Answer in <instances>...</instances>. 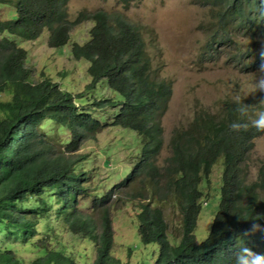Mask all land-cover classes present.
I'll list each match as a JSON object with an SVG mask.
<instances>
[{
	"label": "trees",
	"instance_id": "obj_1",
	"mask_svg": "<svg viewBox=\"0 0 264 264\" xmlns=\"http://www.w3.org/2000/svg\"><path fill=\"white\" fill-rule=\"evenodd\" d=\"M195 1L206 9L202 24L208 20L203 25L207 44L201 55L218 58L217 47H235L230 59L242 64L243 71L250 66L255 69L256 62L246 59L251 48L259 50L264 38V0ZM78 29L84 35L73 40ZM45 31L47 47L62 50L77 66L85 64L90 85L79 98L50 76L32 82L28 51L22 44L35 41ZM148 36L144 26L119 11L84 9L69 19L67 0H0V232L8 241L35 242L38 233L47 239L55 232L51 222L57 218L73 235L82 234L96 244L93 264H117L111 256V195L100 192L99 183L92 187L90 172L82 175L84 155L78 154L81 142L96 136L101 128L92 110L113 107L108 115L112 126L131 131L134 145L140 142L133 164L125 166L126 175L113 186L114 191L140 182L141 189L134 191L133 198L150 195L141 205L134 237L143 248L155 246L157 251L140 264H234L235 253L243 245L264 253V233L243 235L257 214H264V165L255 181L246 172L249 143L263 133L230 130L237 114L233 96L227 94L216 110L195 112L191 122L172 136L170 156L158 164L156 156L164 144L160 118L173 89L172 82L152 68L147 48H155L156 43L152 36L148 44ZM243 44L248 51L242 49ZM89 90L97 91L93 103L86 96ZM77 103L92 104V110H83ZM65 131L70 138L65 139ZM221 159L218 212L208 236L198 241L195 229L203 188H210L212 169ZM109 161L106 158L104 163ZM167 195L174 196L182 217L177 243L170 239L167 221L155 206ZM86 198H92L93 209L100 214V237L75 210L89 205ZM19 260L13 251L0 253V264H20ZM31 264L77 263L64 250L50 249Z\"/></svg>",
	"mask_w": 264,
	"mask_h": 264
},
{
	"label": "rangeland",
	"instance_id": "obj_2",
	"mask_svg": "<svg viewBox=\"0 0 264 264\" xmlns=\"http://www.w3.org/2000/svg\"><path fill=\"white\" fill-rule=\"evenodd\" d=\"M3 9L1 8V11ZM84 9L90 12L119 11L127 20L144 26L149 33L146 39L148 44L152 43V36L155 37V48L152 46L147 48L150 61H153L152 68L158 71L159 77L171 81L173 89L165 112L160 118L164 144L156 156L158 164H162L170 156L169 142L172 136L191 122L198 109L214 111L227 94L245 95L247 83L259 68L256 66L254 69L250 66L243 71L242 64L229 57L230 53H236L235 47H217L214 54H217L218 58L213 56L208 59L207 56L201 55L207 44L205 33L207 28L203 25H206L208 20L202 24L207 14L206 9L195 0H67L69 19H75L78 12ZM73 33V40L84 35L79 29ZM47 36L48 33L45 31L35 41L27 40L22 44L28 51L27 67L32 70V82H39L43 76H50L61 86L63 83L62 88L79 98L78 95L84 94L90 85L85 74V64L77 66L72 57L60 52L62 50L47 47ZM241 46L246 50L248 45ZM246 60L254 62L255 55L249 54ZM96 92L89 90L86 94L87 97L90 96L91 103L94 102ZM92 106L88 103L78 104L83 110H92ZM112 112L113 107L108 111L92 110L93 116L100 119L101 128L96 132V136L81 142L78 154L84 155L81 162L82 175L86 176L90 172L92 187L95 188L99 183L100 192H108L111 195L109 200V204H112L109 206L113 245L111 256L118 261L117 264H140L143 260L149 261L146 255L157 251L155 246L143 248L134 237L138 229L137 216L141 205L149 200L150 195L146 193V199L133 198L134 191L141 189L140 182H131L126 188L119 187L114 191L113 186L119 185L120 180L126 175L125 166L133 164L135 147H139L140 142L134 145L131 141L133 135L131 131L112 126V117L108 116ZM64 137L70 138V133L65 131ZM118 138L121 142L116 141ZM108 147L110 153L106 154L105 149ZM246 154L250 176L254 179L264 165V133L254 143L249 144ZM106 158L112 161L105 164ZM222 174L223 159L216 161L212 169L210 188L207 186L203 188L205 190L203 208L195 230L198 241L208 236L211 223L218 212ZM208 193L210 196L207 197ZM91 199H87L88 206H77L75 210H80L83 220L90 221L96 236L100 237L103 232L102 221L99 212L93 209ZM156 205L167 221L170 239L177 243L182 234V217L177 204L174 203V196L167 195ZM51 224L55 232L47 239L46 234L38 233L35 242L25 244L20 241H8L0 232V253L13 251L16 258L21 259L20 264H31L46 255L50 249L57 251L62 249L68 256H73L77 264L95 262L97 257L95 243L82 238L80 236L82 234L73 235L65 225L59 224L57 218L53 219Z\"/></svg>",
	"mask_w": 264,
	"mask_h": 264
},
{
	"label": "clouds",
	"instance_id": "obj_3",
	"mask_svg": "<svg viewBox=\"0 0 264 264\" xmlns=\"http://www.w3.org/2000/svg\"><path fill=\"white\" fill-rule=\"evenodd\" d=\"M258 47V51L256 48H251L250 53L255 55L256 66L259 67L257 73L252 74V79L247 83L245 95L236 93L233 96V104L235 105L233 111L237 114L236 119L229 125L230 130L233 132L239 133L241 131L255 129L257 132L264 133V38L261 43L258 44ZM244 51H248V49ZM242 91H244V89H242ZM249 98H252L254 103H246ZM260 136L261 135L253 139L249 144L254 143ZM246 172L251 181H255L259 176L256 175V177L252 179L249 168H247ZM208 196H210L209 193L207 194V197ZM262 220H264V214H257L256 218L249 224L248 230H246L243 235L250 237L256 233H264V224L261 223ZM234 264H264V253L254 251L253 247L247 245L240 246L235 253Z\"/></svg>",
	"mask_w": 264,
	"mask_h": 264
}]
</instances>
